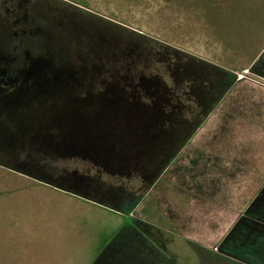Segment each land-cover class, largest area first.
Instances as JSON below:
<instances>
[{
  "label": "rangeland",
  "instance_id": "374dc122",
  "mask_svg": "<svg viewBox=\"0 0 264 264\" xmlns=\"http://www.w3.org/2000/svg\"><path fill=\"white\" fill-rule=\"evenodd\" d=\"M48 1L35 0V11L50 40L28 59L42 63L47 57L39 56L49 51L50 63L29 84L24 80L6 94L14 99L8 102L13 103L10 121L15 127L20 122L24 135L18 146L12 145L10 131L0 136V264H228L213 250L214 238L260 181L206 179L202 163L196 169L200 178L193 179L195 143L177 155L179 148L159 153L155 141L173 139L176 109L184 128L194 125L189 94L179 106L176 99L165 102L172 113L160 121L166 84L177 89L180 75L191 87L196 76L191 88L207 89L200 81L207 69L223 71L230 80L255 58L264 46V0ZM68 18L75 19L76 32H83L68 35ZM169 47L208 64H174ZM4 54L12 56V51ZM239 77L251 84L227 92L205 122L201 140H211L215 126L226 123L224 136L233 155L222 154L225 160L248 155L259 177L264 131L255 132L254 126L264 130V115L258 114L264 103L254 81L245 73ZM130 82L134 90L158 96L140 100L155 107L109 99L132 91ZM129 109L144 112L146 122L157 111V122L150 119V130L115 126L121 120L114 121L111 112ZM183 134L185 140L192 133ZM241 141L248 147H240ZM176 156L161 178L160 159ZM233 162L230 170L236 171Z\"/></svg>",
  "mask_w": 264,
  "mask_h": 264
},
{
  "label": "flooded vegetation",
  "instance_id": "af4514ba",
  "mask_svg": "<svg viewBox=\"0 0 264 264\" xmlns=\"http://www.w3.org/2000/svg\"><path fill=\"white\" fill-rule=\"evenodd\" d=\"M48 2L50 3V1ZM35 7V0H0V136L4 135L5 131H10L11 136L13 137V144H11L16 146H18L22 136L24 135V128H22L23 126H20V122H18L17 127H15L14 124L10 121V110L13 108L10 106H12L13 103L8 102L14 99L8 98L6 94L15 90L24 80L27 84H29L34 79L35 75L39 74L40 71L44 69L45 63H50V61L48 62L47 60L50 59L49 51H47L46 55L44 54L43 56H39L42 57V59L45 58V56L47 57V59L45 58L46 60L42 63L36 60L28 59V55L31 51L35 52L42 48H40V43H45L46 40L47 42L50 40L49 30L41 32L42 25L38 24L39 19H37V17L39 16V14L35 11ZM68 19L71 22H69L68 28H64V30H66L65 32H67L68 35L71 33H74L76 35L80 32H83L82 29L76 32V29L71 27H74V23H76L75 19ZM41 22L44 23L43 20ZM46 23V26H50V21H46ZM6 50H11L12 56L5 55L4 53L6 52ZM71 51V63H74V50L71 49ZM178 77L179 78L175 79V83L177 85V88H181L184 84H187V82L185 78L182 79L180 75H178ZM194 80L195 77H193L191 80V87L194 83ZM200 81L203 82L204 77L201 78ZM129 84L133 88L132 91L122 95H111V98L109 99L111 101L127 100L133 104L136 101H145L146 98L152 99V97H158L152 96L153 94L149 93L148 91L134 90L136 88L134 86V83L130 82ZM205 84L206 87H208L207 89H205L204 87H202L201 90H193L192 88H190V90L181 92V94L174 90V86L169 87L166 84V87H164L163 89L165 95L162 96L161 103L166 102L168 103V105H171L173 103L172 99H176L178 100L176 105L179 106V101L182 100L185 94L191 95V116L194 125H190L189 127L184 128L182 124V114L178 109H176L174 113V130H171L174 131L173 139L166 141L157 140L160 150L162 149V151H160L159 153L165 152L167 154L170 149H173L174 153V151L179 148L178 144L186 137L184 136L183 131L189 130L192 132V129L200 121V116L202 117L204 113H207L211 103L214 101L216 96L214 95V93H212V91L215 89L214 82H211L210 84H207L205 82ZM146 92H148V94ZM49 101L50 99H48V102ZM81 103H83V101ZM166 103L164 104L165 108L159 112V116H161L160 121L162 123L165 122V120L168 121L167 118L163 121V118L165 116H168V111L172 113L171 109L166 108ZM21 106L22 104L18 107L16 106L17 110H20ZM138 111L139 110L129 109L117 113V111L115 110V112H111V114H109L116 117L114 121L124 120L128 122L129 125L145 123V126L143 127L144 130H149L150 125L154 124L153 122L149 123L150 119L157 122V120L155 119L157 111L150 112L147 118V122L145 120V113H138ZM95 114L100 113L96 112ZM27 116H24L21 120L27 121ZM162 130L167 129L162 128ZM179 152L180 151L178 150L177 155ZM165 161L167 162V159H160L159 163L163 164L165 163ZM162 174H164V172Z\"/></svg>",
  "mask_w": 264,
  "mask_h": 264
},
{
  "label": "crops",
  "instance_id": "0c3cea01",
  "mask_svg": "<svg viewBox=\"0 0 264 264\" xmlns=\"http://www.w3.org/2000/svg\"><path fill=\"white\" fill-rule=\"evenodd\" d=\"M209 71H211V74H209ZM235 72L237 74L245 73L250 80L254 81V92L260 96V99H262L261 104L264 103V46L258 51L255 58L252 59L247 66L242 67L240 70H236ZM206 78L207 84L214 82L215 88L218 90L222 89L223 91L220 96H216L214 101L211 103L209 110L206 113V119L202 121L200 126L192 131V134L186 144L181 141L178 144V147L182 150L188 145V143H195L191 148L192 153L190 155L192 170L191 176L193 179L194 176L196 179L200 178L199 171L196 172V169L197 166L199 168L200 163H202V165H205L208 169L207 172H205L206 179L208 178L213 181L232 179H252L260 181L258 187L255 188L252 193L250 192L247 199H244L243 203L240 205L242 207H240V211L234 212L232 217L228 216L227 222L225 223L226 230L222 233V235L217 236L219 238H214L216 244H214L213 250L217 252V256H221L223 259L227 260L228 264H264V171L260 172L261 175L257 177L256 173H254L257 167L254 159L251 160L248 155V157L244 156L246 159H243L240 156V153L238 154L239 159L231 160L238 166L237 170H230L231 161H229V156H227L225 160V155H222L225 153L233 155V151L231 150L232 147L230 145L231 141L226 139L224 136L226 133L225 128L229 127L226 123H220L215 126L212 135H209V138L212 136L211 140H201L204 134L200 133L205 122L212 115L216 114L215 112L217 107L225 101L224 99L228 94L227 92L230 91L232 87L236 88L238 85H241L237 88L241 89L251 83L245 78L240 79L238 77L234 86L228 88L230 87V81L226 74L223 71L216 74L215 70L212 69H207ZM222 112L226 113L228 111H226V109H222ZM258 114L264 115V108L261 107V109L258 110ZM221 116H224V114L221 113ZM248 128L251 127H247L246 129ZM254 128L255 132L256 130H258L257 132L264 131L262 125H255ZM218 131L222 132V139L220 138L219 133L216 134ZM255 141H258L257 137ZM238 144L240 147H248L246 141H241ZM258 147L261 148V144L258 145ZM203 149H207V153L205 155L203 151L200 152ZM175 158H177V156ZM261 161L262 156H260L259 164ZM167 169L168 168L165 169V173L169 170ZM194 172H196V174ZM164 174H161L160 177L162 178ZM193 183L194 182L191 183V186L195 184ZM241 195L242 193L240 196Z\"/></svg>",
  "mask_w": 264,
  "mask_h": 264
},
{
  "label": "trees",
  "instance_id": "16d2710c",
  "mask_svg": "<svg viewBox=\"0 0 264 264\" xmlns=\"http://www.w3.org/2000/svg\"><path fill=\"white\" fill-rule=\"evenodd\" d=\"M117 24H119V25H121L120 23H117ZM170 48V47H169ZM170 50L171 51H173L174 53V55H170V58H171V60H173V61H175L174 62V64H182V65H184V66H186V63H188L189 65L192 63V62H194L195 60H197L196 61V63H200V62H202V65L203 64H208V62L207 61H205L204 59L202 60V59H198L195 55H192V54H190V53H187V52H185V51H181V50H179V49H175V48H170ZM169 59V58H168ZM194 76V75H193ZM194 77H196V76H194ZM204 77V81L206 82V75H203L201 78H203ZM239 77V74H237V73H234V77L232 78H230V83H229V86L230 87H228V88H231L232 86H234V83H235V81L237 80V78ZM192 78L193 77H191L190 78V83L192 82L191 80H192ZM240 79H244V77H239ZM184 87H185V90H184V88L182 87V88H177V89H175L176 90V92H184V91H186L187 90V88H188V90L191 88V87H188V83L187 84H184L183 85ZM179 87V86H178ZM169 91V90H168ZM127 94V93H126ZM109 101V100H108ZM176 101H178V100H176ZM141 104V105H140ZM122 105H125V104H122ZM106 106H110V103H106ZM139 108H143V107H149V108H153V107H155V105H152V103L151 104H149V103H143V102H139V106H138ZM150 123H152V122H150ZM202 123V121H199L196 125H195V127L192 129V131L195 129V128H197L198 126H200V124ZM121 125H124L125 127H127L129 130H135V128L137 127H139V128H141V127H144L145 126V123H139V124H134V125H129L128 124V122H126V121H124V120H121V122L119 121L118 122V124L116 123L115 124V126H121ZM152 125H154V124H151L150 125V127H152ZM126 128V129H127ZM138 128V129H139ZM127 129V130H128ZM151 129V128H150ZM149 129V130H150ZM192 133V132H191ZM191 136V135H190ZM190 136L188 137V138H186L185 140H183V143L184 144H186V142H187V140L190 138ZM149 143H151V142H154V141H151L150 142V140H147ZM155 143L156 144H158V142H157V140L155 141ZM181 149L179 148V151H180ZM175 158V157H174ZM174 158H171L170 160H167V162L165 161V163H163V166L161 167V171H160V175L165 171V169L166 168H168L169 166H170V164L173 162V160H174ZM159 175V176H160Z\"/></svg>",
  "mask_w": 264,
  "mask_h": 264
}]
</instances>
